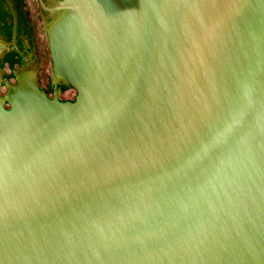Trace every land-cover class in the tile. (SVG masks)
<instances>
[{
    "label": "water",
    "instance_id": "95a60500",
    "mask_svg": "<svg viewBox=\"0 0 264 264\" xmlns=\"http://www.w3.org/2000/svg\"><path fill=\"white\" fill-rule=\"evenodd\" d=\"M0 0V264H264V0Z\"/></svg>",
    "mask_w": 264,
    "mask_h": 264
},
{
    "label": "rangeland",
    "instance_id": "374dc122",
    "mask_svg": "<svg viewBox=\"0 0 264 264\" xmlns=\"http://www.w3.org/2000/svg\"><path fill=\"white\" fill-rule=\"evenodd\" d=\"M37 52L39 56V62L41 67V73L43 78L44 90L48 81L50 62L38 7L37 0H20Z\"/></svg>",
    "mask_w": 264,
    "mask_h": 264
}]
</instances>
